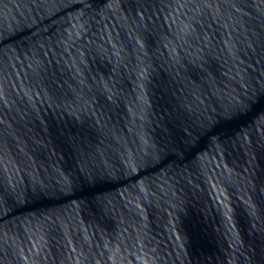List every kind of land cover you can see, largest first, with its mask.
<instances>
[{"label":"water","instance_id":"obj_1","mask_svg":"<svg viewBox=\"0 0 264 264\" xmlns=\"http://www.w3.org/2000/svg\"><path fill=\"white\" fill-rule=\"evenodd\" d=\"M0 264H264V0H0Z\"/></svg>","mask_w":264,"mask_h":264}]
</instances>
